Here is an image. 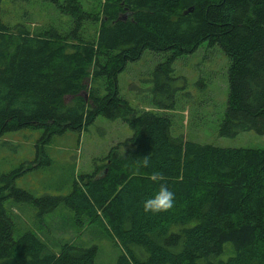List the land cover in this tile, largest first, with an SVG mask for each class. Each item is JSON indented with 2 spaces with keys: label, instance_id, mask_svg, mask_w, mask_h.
Here are the masks:
<instances>
[{
  "label": "trees",
  "instance_id": "trees-1",
  "mask_svg": "<svg viewBox=\"0 0 264 264\" xmlns=\"http://www.w3.org/2000/svg\"><path fill=\"white\" fill-rule=\"evenodd\" d=\"M2 1L0 136L40 129L35 158L41 149L47 164L43 144L66 130L81 132L97 116L120 119L131 134L101 165L94 161L90 173L73 177L64 195L32 196L14 186L21 168L2 174L0 264L95 263V245L72 236L56 244L42 231L59 204L71 211L75 235L93 227L119 245L115 264H264V147L172 136L166 113L182 88L173 61L206 42L228 59L218 134H264V0H103L97 12L78 0H45L67 18L62 31L9 24L1 18ZM144 50L167 52L152 78V90L167 103L146 109L117 85V75ZM148 154L152 167L138 168ZM154 170L175 196L174 207L156 215L142 207L159 188L149 179ZM11 201L30 204L34 217L25 208L16 214ZM15 222L24 229L17 235Z\"/></svg>",
  "mask_w": 264,
  "mask_h": 264
},
{
  "label": "rangeland",
  "instance_id": "rangeland-1",
  "mask_svg": "<svg viewBox=\"0 0 264 264\" xmlns=\"http://www.w3.org/2000/svg\"><path fill=\"white\" fill-rule=\"evenodd\" d=\"M86 11L97 12L103 0H78ZM3 21L12 24L24 21L30 29L52 24L59 30H64L68 24L67 18L56 11V8L45 0H3L1 8ZM94 28L88 25L87 31ZM167 52L144 50L140 57L128 62L117 75V85L121 95L131 104L140 108H148L156 101L166 104L167 99H161L154 85V67L164 60ZM173 77L179 79L182 88L175 94L173 108L166 110L169 115L170 134L183 139H191L199 143H208L219 147L263 148L264 134L243 131L235 136H220L217 132L226 101L228 59L221 49L208 46L202 42L195 51L177 57L173 63ZM41 134L40 129H19L6 132L0 136V176L15 168H21L13 183L32 196L42 194L64 195L71 186L73 177L80 173H90L93 163L101 165V159L109 149L119 145L129 137L131 130L120 119L109 120L97 116L86 129L77 133L66 130L53 135L50 142L43 144L42 150L48 157V163L40 158L36 160V140ZM41 160V162H40ZM37 162L42 166L34 168ZM31 163V164H30ZM2 182L0 181V185ZM14 211L26 209V214L34 217V208L28 203L11 201ZM30 205L31 207L27 206ZM15 213H11L14 218ZM71 211L59 204L45 217L53 219L49 224L41 225L47 238L58 244L63 239L74 237L82 246L95 245L94 264H115L119 254V245L105 238L102 232L93 227L85 228L81 234L75 235L76 227L70 221ZM51 229L48 231L47 228ZM13 235L24 229L15 222Z\"/></svg>",
  "mask_w": 264,
  "mask_h": 264
},
{
  "label": "clouds",
  "instance_id": "clouds-1",
  "mask_svg": "<svg viewBox=\"0 0 264 264\" xmlns=\"http://www.w3.org/2000/svg\"><path fill=\"white\" fill-rule=\"evenodd\" d=\"M152 160L150 154L140 157L138 161V168H151ZM149 179L159 185L158 191L151 197L147 198L143 202V211L145 213H151L153 215L166 213L174 207L175 196L172 191L169 190L166 183H164L163 174L154 170L149 176Z\"/></svg>",
  "mask_w": 264,
  "mask_h": 264
}]
</instances>
